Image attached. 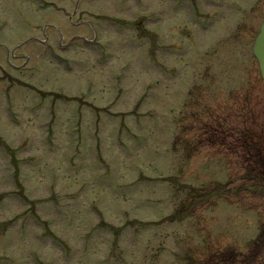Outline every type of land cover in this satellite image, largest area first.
Listing matches in <instances>:
<instances>
[{"label": "rangeland", "instance_id": "rangeland-1", "mask_svg": "<svg viewBox=\"0 0 264 264\" xmlns=\"http://www.w3.org/2000/svg\"><path fill=\"white\" fill-rule=\"evenodd\" d=\"M263 13L0 0V264H264Z\"/></svg>", "mask_w": 264, "mask_h": 264}, {"label": "water", "instance_id": "water-1", "mask_svg": "<svg viewBox=\"0 0 264 264\" xmlns=\"http://www.w3.org/2000/svg\"><path fill=\"white\" fill-rule=\"evenodd\" d=\"M254 55L258 59L262 77L264 79V20L254 44Z\"/></svg>", "mask_w": 264, "mask_h": 264}, {"label": "trees", "instance_id": "trees-1", "mask_svg": "<svg viewBox=\"0 0 264 264\" xmlns=\"http://www.w3.org/2000/svg\"><path fill=\"white\" fill-rule=\"evenodd\" d=\"M253 145H254V147L256 146L254 143H252L250 146H253ZM263 238H264V230H263L262 233L260 234L258 240H262Z\"/></svg>", "mask_w": 264, "mask_h": 264}]
</instances>
